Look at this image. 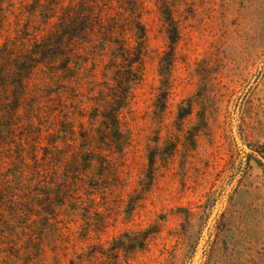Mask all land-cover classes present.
I'll list each match as a JSON object with an SVG mask.
<instances>
[{"label":"trees","instance_id":"1","mask_svg":"<svg viewBox=\"0 0 264 264\" xmlns=\"http://www.w3.org/2000/svg\"><path fill=\"white\" fill-rule=\"evenodd\" d=\"M184 1L0 0V264H131L126 254L151 244L157 221L110 236L120 221L106 201L133 186L121 213L131 222L155 184L157 157L178 150L165 121ZM150 3L164 52L151 49ZM150 57L159 84L149 162L135 176L133 102ZM196 104L190 99L177 119Z\"/></svg>","mask_w":264,"mask_h":264},{"label":"rangeland","instance_id":"2","mask_svg":"<svg viewBox=\"0 0 264 264\" xmlns=\"http://www.w3.org/2000/svg\"><path fill=\"white\" fill-rule=\"evenodd\" d=\"M149 8L151 49L164 52L162 21ZM175 14L185 35L165 124L178 150L157 157L155 184L131 222H121V213L133 186L107 198L120 221L109 234L161 225L146 250L126 254L131 264H264V0H185ZM158 84V61L150 57L133 102L135 176L149 162ZM190 99L197 104L181 123Z\"/></svg>","mask_w":264,"mask_h":264}]
</instances>
